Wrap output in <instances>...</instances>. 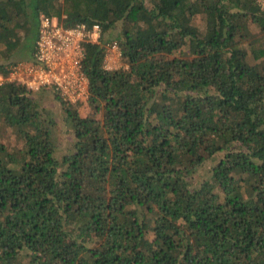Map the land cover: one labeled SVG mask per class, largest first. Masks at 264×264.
<instances>
[{"label": "trees", "instance_id": "16d2710c", "mask_svg": "<svg viewBox=\"0 0 264 264\" xmlns=\"http://www.w3.org/2000/svg\"><path fill=\"white\" fill-rule=\"evenodd\" d=\"M41 15L102 36L85 102L54 93L69 143L51 88L0 85V264H264L258 1L0 0V75L33 57Z\"/></svg>", "mask_w": 264, "mask_h": 264}, {"label": "built area", "instance_id": "2783aa9c", "mask_svg": "<svg viewBox=\"0 0 264 264\" xmlns=\"http://www.w3.org/2000/svg\"><path fill=\"white\" fill-rule=\"evenodd\" d=\"M258 1L264 9V0ZM40 21L33 57L12 64L5 77L0 75V85L9 81L25 85L32 91L52 88L65 100L85 101L88 79L83 68L84 44L100 41L102 32L99 23L63 27L56 19L45 15H41ZM112 54L121 58L117 44L106 43L105 64L106 58H112Z\"/></svg>", "mask_w": 264, "mask_h": 264}, {"label": "rangeland", "instance_id": "374dc122", "mask_svg": "<svg viewBox=\"0 0 264 264\" xmlns=\"http://www.w3.org/2000/svg\"><path fill=\"white\" fill-rule=\"evenodd\" d=\"M105 64V61H104ZM122 62L120 57H115L112 54V58L107 57L106 58V64L105 66H108L110 69H115L119 68L121 66ZM40 91V90H39ZM38 93V92H37ZM35 93V94H37ZM41 104L44 106L47 110H49L53 117L57 121V126H58V136L59 138H62L63 141L62 143H69L70 139L67 138L66 134L63 132V119H64V110H63V105H61L60 101L56 98L55 94L53 91L46 89L42 93V98H41ZM78 112L80 115L85 116L87 113H91V109L88 107L87 104H83L78 108ZM64 135V136H63ZM66 136V138H65ZM2 139L6 140L7 143L10 146H19V142L16 139V136L13 135L12 133L9 132H2L1 135ZM69 145V144H68ZM211 165L208 163L207 166Z\"/></svg>", "mask_w": 264, "mask_h": 264}, {"label": "clouds", "instance_id": "9594fccd", "mask_svg": "<svg viewBox=\"0 0 264 264\" xmlns=\"http://www.w3.org/2000/svg\"><path fill=\"white\" fill-rule=\"evenodd\" d=\"M258 1V0H257ZM258 3H259V5L261 6V4H260V2L258 1ZM262 8V7H261ZM263 9V8H262ZM264 10V9H263ZM40 23H41V21H40ZM19 84V83H18ZM52 89V88H51ZM40 90V89H39ZM38 90V91H39ZM53 90V89H52ZM53 92H54V90H53ZM55 93V92H54ZM56 94V93H55ZM81 102H83V101H81ZM85 102V101H84Z\"/></svg>", "mask_w": 264, "mask_h": 264}]
</instances>
